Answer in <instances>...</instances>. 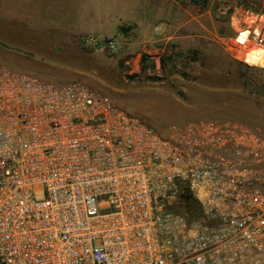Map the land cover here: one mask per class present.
Wrapping results in <instances>:
<instances>
[{"label": "built area", "instance_id": "obj_1", "mask_svg": "<svg viewBox=\"0 0 264 264\" xmlns=\"http://www.w3.org/2000/svg\"><path fill=\"white\" fill-rule=\"evenodd\" d=\"M231 20L264 46V11ZM0 264H264V132L164 134L84 82L0 64Z\"/></svg>", "mask_w": 264, "mask_h": 264}, {"label": "rangeland", "instance_id": "obj_2", "mask_svg": "<svg viewBox=\"0 0 264 264\" xmlns=\"http://www.w3.org/2000/svg\"><path fill=\"white\" fill-rule=\"evenodd\" d=\"M240 5L264 11V0H0V64L84 82L164 134L202 120L264 132V65L236 54Z\"/></svg>", "mask_w": 264, "mask_h": 264}, {"label": "bare ground", "instance_id": "obj_3", "mask_svg": "<svg viewBox=\"0 0 264 264\" xmlns=\"http://www.w3.org/2000/svg\"><path fill=\"white\" fill-rule=\"evenodd\" d=\"M238 42L245 43L243 46L236 48V54L244 62L251 65H264V46L255 44L249 39L248 32L245 31L238 35Z\"/></svg>", "mask_w": 264, "mask_h": 264}, {"label": "trees", "instance_id": "obj_4", "mask_svg": "<svg viewBox=\"0 0 264 264\" xmlns=\"http://www.w3.org/2000/svg\"><path fill=\"white\" fill-rule=\"evenodd\" d=\"M185 201H186V205L189 207V208H192V207H196V203L193 199V197L191 195H185L184 197Z\"/></svg>", "mask_w": 264, "mask_h": 264}, {"label": "water", "instance_id": "obj_5", "mask_svg": "<svg viewBox=\"0 0 264 264\" xmlns=\"http://www.w3.org/2000/svg\"><path fill=\"white\" fill-rule=\"evenodd\" d=\"M146 63H147V64H149V63H154V60H152V59H147V60H146Z\"/></svg>", "mask_w": 264, "mask_h": 264}]
</instances>
